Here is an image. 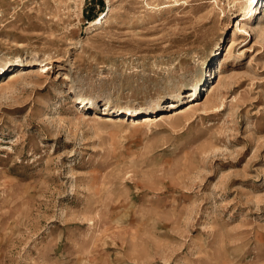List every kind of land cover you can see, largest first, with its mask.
Returning <instances> with one entry per match:
<instances>
[{"label": "rangeland", "instance_id": "obj_1", "mask_svg": "<svg viewBox=\"0 0 264 264\" xmlns=\"http://www.w3.org/2000/svg\"><path fill=\"white\" fill-rule=\"evenodd\" d=\"M256 2L0 0V264H264Z\"/></svg>", "mask_w": 264, "mask_h": 264}, {"label": "bare ground", "instance_id": "obj_2", "mask_svg": "<svg viewBox=\"0 0 264 264\" xmlns=\"http://www.w3.org/2000/svg\"><path fill=\"white\" fill-rule=\"evenodd\" d=\"M108 1L109 0H107V2ZM255 1L259 2V0H255ZM258 2H256V3H258ZM258 11H260V9H258L256 6H254L247 13L253 12L256 14V12H258ZM235 21H236L235 30L236 31L240 30L241 25H242V21L239 18H236ZM48 67H49V64L43 65L40 70H38V67L17 68L16 70L12 71L8 75L7 81L5 83H1V85H4V84L9 85V84L17 82L19 80H24V79H28V78H30V79L34 78L35 81H40L39 75L42 74L43 72H45V70H47ZM209 87H211V89L206 94L207 97H206L205 101L202 103V109L203 110L212 109V108L216 107V105H214L215 104L214 101L210 97L212 92L215 90L216 86H214L212 83L208 86V88ZM193 91L196 92L197 88H194ZM199 105L200 104H199L197 99H194L190 102H187V104H185L184 106H181L180 108H177L178 105L175 102H171L168 104V106H166V107H168V109H172L171 111H169L167 113H160L158 115L145 114V115L140 116L139 118L133 117L129 120V123L132 124L131 126H133V127L141 128L143 126H147L151 123H154V121H157L160 119H164V120H169V119L172 120L173 119V120H175V119L180 118V117H187L190 113L195 112ZM105 111H107V110L105 109ZM93 117H95V119L101 118V116L99 114H94Z\"/></svg>", "mask_w": 264, "mask_h": 264}, {"label": "built area", "instance_id": "obj_3", "mask_svg": "<svg viewBox=\"0 0 264 264\" xmlns=\"http://www.w3.org/2000/svg\"><path fill=\"white\" fill-rule=\"evenodd\" d=\"M145 3H152V0H144Z\"/></svg>", "mask_w": 264, "mask_h": 264}]
</instances>
